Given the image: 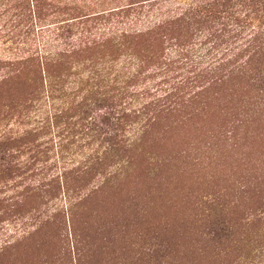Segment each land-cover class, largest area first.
Returning <instances> with one entry per match:
<instances>
[{
  "label": "trees",
  "instance_id": "trees-1",
  "mask_svg": "<svg viewBox=\"0 0 264 264\" xmlns=\"http://www.w3.org/2000/svg\"><path fill=\"white\" fill-rule=\"evenodd\" d=\"M263 110L264 0H0V229L28 239L53 224L66 237L63 220L76 226V206L126 190L136 160L184 162L182 143L165 142L172 128L203 129L211 149L215 119L227 120L224 142L238 146ZM262 177H243L239 204L211 202L218 259L264 231L247 229L264 224ZM155 234L149 256L166 250ZM1 241L0 259L12 243Z\"/></svg>",
  "mask_w": 264,
  "mask_h": 264
},
{
  "label": "rangeland",
  "instance_id": "rangeland-1",
  "mask_svg": "<svg viewBox=\"0 0 264 264\" xmlns=\"http://www.w3.org/2000/svg\"><path fill=\"white\" fill-rule=\"evenodd\" d=\"M7 46L11 44L4 48ZM263 113L264 110L257 116L258 120L254 116L252 121L256 123L251 124V130L247 133L245 129L241 130L238 146L232 141L224 142L222 133L229 129L224 126L227 120L215 119L217 134L221 135L211 149L203 146L206 141L203 129L198 130L192 125L184 131L172 128L166 134L171 140L166 138L165 142L182 143L177 153L185 157L183 163L172 162L159 167L148 156L141 160L138 157L137 176L126 181V190L99 198L104 207L101 215L93 200L94 206L90 205L88 212L86 207L82 212L81 207L76 206L75 216L79 221L76 226L67 218L63 220L66 237L59 231L55 232L56 227L51 224L32 238L20 239L16 232L22 229L6 225V229H0V241L10 240L12 243L0 264H237L239 258L244 264H251L255 258L264 261V255L259 254V243H264V224L261 221L254 220L247 227L250 233L263 231L261 236H249L247 233L249 250L228 253L227 248L221 259L215 253L221 252L223 247L209 246L211 238L204 234L214 227V215L216 212L219 214L217 203L211 205L219 194L226 193L225 200L229 202L238 200L243 177L249 175V179L260 177L263 180ZM204 119L206 116L202 117V122ZM179 132L182 133L177 136ZM195 146L200 147L196 150ZM214 153L221 155L220 160L208 157ZM255 201L251 209L257 211L260 203L258 198ZM240 202L238 200L236 204ZM234 211L238 215L242 209ZM71 227L77 234L75 244ZM155 232L166 241L161 242L167 244L166 250L162 245L163 255L155 251L153 256H149L144 250L151 244L157 246ZM74 245L78 248L76 251ZM169 246L174 248V253L167 252ZM143 253L147 257H143ZM157 258L160 262L156 261Z\"/></svg>",
  "mask_w": 264,
  "mask_h": 264
}]
</instances>
